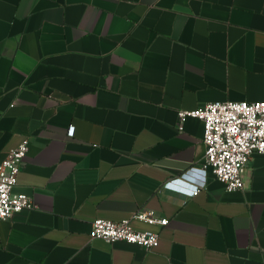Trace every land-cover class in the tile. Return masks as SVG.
Here are the masks:
<instances>
[{
	"label": "crops",
	"instance_id": "crops-1",
	"mask_svg": "<svg viewBox=\"0 0 264 264\" xmlns=\"http://www.w3.org/2000/svg\"><path fill=\"white\" fill-rule=\"evenodd\" d=\"M226 101H264V0H0V163L30 139L35 204L0 220V264H264V155L227 192L202 121L179 130ZM144 209L154 252L91 239Z\"/></svg>",
	"mask_w": 264,
	"mask_h": 264
},
{
	"label": "built area",
	"instance_id": "built-area-1",
	"mask_svg": "<svg viewBox=\"0 0 264 264\" xmlns=\"http://www.w3.org/2000/svg\"><path fill=\"white\" fill-rule=\"evenodd\" d=\"M178 115L181 121L179 130H183L188 118H196L203 123L205 155L202 169L210 171L227 192L244 189V175L253 155H264V101L215 102L192 111H180ZM69 134H73V128ZM29 147L30 139L26 138L0 163V220L35 208L30 196L14 191L26 164ZM175 181L183 183L182 178ZM187 185L186 197L196 196L202 190L199 186ZM134 220L161 227L169 224L168 218L144 209L119 222L94 220L90 237L107 243L125 242L141 247L146 253L154 252L160 245V232L139 231L133 225Z\"/></svg>",
	"mask_w": 264,
	"mask_h": 264
}]
</instances>
